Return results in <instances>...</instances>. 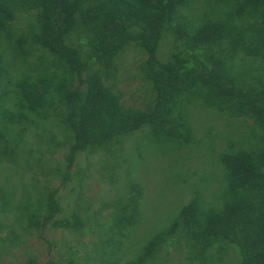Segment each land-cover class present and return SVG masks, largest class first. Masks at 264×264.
<instances>
[{
	"label": "trees",
	"instance_id": "16d2710c",
	"mask_svg": "<svg viewBox=\"0 0 264 264\" xmlns=\"http://www.w3.org/2000/svg\"><path fill=\"white\" fill-rule=\"evenodd\" d=\"M197 1L0 0V164H10L14 175L23 178L26 167L41 169L40 159H28L26 134L32 126L65 134L64 171L54 173L63 184L80 156L145 127L166 137L175 154L193 148L190 111L183 110L194 107L195 97L258 130L257 145L220 151L223 206L204 209L195 195L130 264H149L161 249L169 255L172 246L204 259L215 245L238 249L237 264H264V0H217L224 14L195 26L185 18ZM206 4L208 9L211 1ZM22 16L28 19L25 28L18 27ZM167 32L174 45L161 61V48L171 41ZM131 49L143 57L135 65L148 92L144 108L126 106L116 84H108ZM249 58L261 61L253 73L245 67ZM30 181L16 205L14 194L0 187V214L11 210L16 216L0 237V264L7 248L22 242L16 226L25 234L42 225L73 233L85 229L78 213L59 219L56 190L41 186L35 176ZM27 188L36 198L29 191L26 196ZM137 194L113 220L117 231L138 216ZM4 225L0 220V230ZM70 254V264H76V253ZM26 264L35 261L28 257Z\"/></svg>",
	"mask_w": 264,
	"mask_h": 264
},
{
	"label": "rangeland",
	"instance_id": "374dc122",
	"mask_svg": "<svg viewBox=\"0 0 264 264\" xmlns=\"http://www.w3.org/2000/svg\"><path fill=\"white\" fill-rule=\"evenodd\" d=\"M206 1L198 0L194 12L187 13L190 18H184L198 26L204 19L215 18L226 11L217 0H210L209 8L205 9ZM27 20V16H22L18 27L25 28ZM166 36L171 41L168 43L167 39L161 48L162 54L166 55H159L161 61L169 58L174 45L172 33L167 32ZM165 57L167 59L163 60ZM142 59L137 50H129L119 60L117 75L108 82L116 84L114 89L122 92L126 106L145 107L148 92L137 77L135 65ZM257 65L262 66L260 60L249 58L245 67L253 73ZM194 99L197 100L194 107L183 110L190 111L195 131L193 140L196 141L193 148L175 154L173 144L166 137L153 136L145 127L107 149L80 156L68 173L70 180L64 184L54 173L64 171L65 134L54 127L49 135L44 127L32 126L31 132L26 134L27 148L32 151L28 159L31 162L40 159L41 169L30 172L26 167L21 178L14 175L10 164H0V187L14 194L12 204L16 205L24 195L25 185L28 186L35 176L41 186L47 183L50 189L57 191L61 206L59 219L78 213L85 229L82 233H73L42 225L25 234L16 226L22 242L7 248L1 264H26L28 257H32L35 264H70V253H76V264H130L155 236L171 225L181 208L195 195L202 197L204 209L223 206L226 196L225 188H221L220 151L233 145L234 150L257 145L259 133L251 127V121L237 120L207 106L199 97ZM52 137L54 141L47 142ZM241 138L245 139L244 143ZM27 191L36 198L34 190L27 188L26 196ZM138 192L142 195L139 196L138 216L133 214L132 225L122 227V232L117 231L113 220L116 221L121 209L129 205ZM0 220L5 223L0 237H5L14 226L16 216L10 210L6 215L0 214ZM168 252L170 254L166 255L161 249L149 264H237L239 261L238 249L226 245L213 246L204 259L195 258V252L187 248L177 250L172 246Z\"/></svg>",
	"mask_w": 264,
	"mask_h": 264
}]
</instances>
